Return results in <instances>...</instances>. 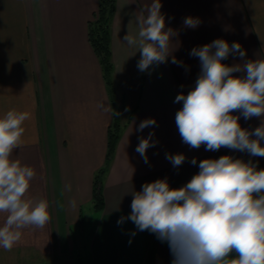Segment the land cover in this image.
<instances>
[{
	"label": "crops",
	"instance_id": "obj_1",
	"mask_svg": "<svg viewBox=\"0 0 264 264\" xmlns=\"http://www.w3.org/2000/svg\"><path fill=\"white\" fill-rule=\"evenodd\" d=\"M152 2L116 0L110 23L111 103L87 37L98 0H0V116L11 109L31 114L22 125L24 143L13 159L35 170L28 195L47 199L51 214L44 229L26 228L11 251L0 248V264H19L20 256L25 264H146L154 239L152 264H172L167 242L139 231L127 219L131 192L163 178L171 188H179L198 173L200 160L222 155L251 160L264 169V157L184 144L175 123L182 102L174 103L179 93L194 87L200 72L199 59L190 56L194 47L224 39L230 45L240 43L246 56H229L223 63L264 59V0H161L166 27L175 32L169 46L172 54L168 62L141 72L138 49L122 37L126 32L138 34L139 19ZM186 17L196 18L198 26L186 27ZM172 56L181 63L173 64ZM101 104L105 108L111 104L120 113L122 129L102 177L104 205L96 213L93 179L105 167L114 114ZM148 118L156 125L137 131ZM239 123L254 129L260 120L241 116ZM149 132H154L156 143L147 150L145 163L135 149L139 137ZM166 153H183L186 160L174 168ZM193 157L196 165L190 163ZM121 217L124 221L118 224ZM4 219L0 214V225Z\"/></svg>",
	"mask_w": 264,
	"mask_h": 264
},
{
	"label": "clouds",
	"instance_id": "obj_2",
	"mask_svg": "<svg viewBox=\"0 0 264 264\" xmlns=\"http://www.w3.org/2000/svg\"><path fill=\"white\" fill-rule=\"evenodd\" d=\"M161 8V0H153L147 15L139 19L138 34L126 32L122 37L129 47L138 49L141 72L168 62L172 54L169 46L175 32L166 27ZM184 25L195 28L198 20L186 17ZM235 55L243 59L246 51L240 43L230 45L224 39L191 50L190 56L199 59L200 72L194 87L175 97L174 103L182 102L175 114L176 127L182 142L192 149L204 146L206 151H218L223 147L264 157V59L231 66L222 62ZM171 62L181 63L174 56ZM100 107L113 110L111 104ZM241 116L258 118L260 124L242 128ZM30 118L29 112L15 109L0 116V214L5 215L0 248L5 251L21 241L24 229L42 230L51 221L49 201L28 195L35 170L13 159L14 151L24 143L22 125ZM156 123L154 118L145 119L137 131ZM153 136L149 132L139 137L135 149L145 163L147 150L156 143ZM166 159L178 168L186 156L166 153ZM190 163L196 165L197 159L193 157ZM198 167V173L179 188H171L163 178L131 192L127 219L139 231L147 230L167 242L172 264H264V169L231 155L200 160ZM66 187L71 190V185ZM71 204L75 206V201ZM123 221L121 217L117 223Z\"/></svg>",
	"mask_w": 264,
	"mask_h": 264
},
{
	"label": "trees",
	"instance_id": "obj_3",
	"mask_svg": "<svg viewBox=\"0 0 264 264\" xmlns=\"http://www.w3.org/2000/svg\"><path fill=\"white\" fill-rule=\"evenodd\" d=\"M115 3L116 0H98L96 14L94 15V19L88 23L87 32L88 42L98 60L101 76L111 103L113 102V85L111 79L113 64L111 60L110 23L115 13ZM121 129L122 126L118 120V116L113 114V120L107 133V154L105 167L101 168L93 179L92 202L93 209L96 213L100 212L104 205L102 177L109 162L113 158ZM154 248L155 239L152 241L147 254L146 264L153 263Z\"/></svg>",
	"mask_w": 264,
	"mask_h": 264
},
{
	"label": "rangeland",
	"instance_id": "obj_4",
	"mask_svg": "<svg viewBox=\"0 0 264 264\" xmlns=\"http://www.w3.org/2000/svg\"><path fill=\"white\" fill-rule=\"evenodd\" d=\"M86 215H87V214L84 212V219H86ZM83 222H84V223H87L86 220H84ZM20 259H21V260H20L21 262H20L19 264H25V263H24L25 260H24L21 256H20ZM11 264H16V263L11 262ZM40 264H41V263H40ZM42 264H53V263H51V262H43ZM54 264H56V263H54ZM61 264H64V263H61ZM65 264H67V263H65Z\"/></svg>",
	"mask_w": 264,
	"mask_h": 264
}]
</instances>
